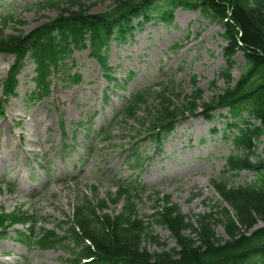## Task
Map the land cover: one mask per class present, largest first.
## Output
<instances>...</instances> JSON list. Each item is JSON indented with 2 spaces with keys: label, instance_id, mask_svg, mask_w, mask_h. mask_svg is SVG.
<instances>
[{
  "label": "rangeland",
  "instance_id": "rangeland-1",
  "mask_svg": "<svg viewBox=\"0 0 264 264\" xmlns=\"http://www.w3.org/2000/svg\"><path fill=\"white\" fill-rule=\"evenodd\" d=\"M41 1L0 0V27L2 17L9 14L14 15V20L7 24V33L29 31L56 17V10L39 9ZM90 2L96 4L95 13L113 6L114 0ZM222 32L219 23L200 11L177 8L171 24L151 19L127 42L111 40L109 60L115 68L114 76L126 80L128 73H135L122 82L123 87H112L106 81L87 50L77 51L74 65L70 63V74L82 75L81 81L70 84L61 75L54 78L50 96L37 103H27L26 94L34 87L33 66L27 65L20 75L19 95L8 98L0 114V211L29 210L40 219L36 231L46 227L63 234L57 224L72 214L78 201L99 194L106 199L105 211L118 213L125 200L114 202L115 183L136 179L145 185L146 192L136 200V208L146 219L166 198L185 214L215 217V206L228 204L222 203L211 179L222 177L227 157L235 151L225 120L227 110L216 111L211 120L199 115L181 121L159 147L142 139L137 120L115 119L113 115L142 88L150 89L148 105H154V93L171 79L179 90L191 93L193 75L198 78L204 101L210 102L228 86L219 75L225 65L223 48L228 44ZM235 60L233 83L243 69L241 51ZM13 61L12 56L0 53V97ZM143 114L142 109L139 116ZM109 121L113 122L109 140L93 135ZM133 144L145 160L138 168L131 162ZM256 145V155L264 156V136ZM17 171L22 175L17 176ZM255 180V172L243 170L230 178L229 184L237 186ZM157 190L159 194H154ZM261 226L264 219L258 220L256 228ZM21 229L16 225L5 239L0 238V264H72V241L41 250L15 240L16 231ZM153 231L168 248L176 247L169 229L155 224ZM216 232L228 237L221 224ZM145 246L151 252L163 250V246L151 241Z\"/></svg>",
  "mask_w": 264,
  "mask_h": 264
},
{
  "label": "trees",
  "instance_id": "trees-1",
  "mask_svg": "<svg viewBox=\"0 0 264 264\" xmlns=\"http://www.w3.org/2000/svg\"><path fill=\"white\" fill-rule=\"evenodd\" d=\"M38 4L41 10H56L57 16L29 31L17 29L10 33L6 27L14 15L3 17L0 53L14 56L3 81L5 97L17 94L18 76L28 61L34 65L33 98L49 96L52 79L58 74H68L67 65L73 54L86 49L100 63L107 80L119 87L120 81L113 76L109 64L110 41L127 42L136 29L151 19L172 23L179 7L200 11L220 24L222 36L228 41L223 48L225 65L219 73L228 86L221 93L206 102L196 75L191 77V93L179 90L169 80L154 93V105H148L152 94L149 88H144L134 93L117 115L122 120H137L139 134H146L149 140L161 145L178 121L197 115L211 119L215 111L227 109L225 120L235 151L227 157L222 177L211 179V184L222 203L228 205L215 206V217L211 218L185 214L179 205L166 198L146 219L136 208V200L143 192L139 185H117L114 202L125 200L118 213L105 211L106 199L99 194L81 199L73 205L67 220L58 224L64 231L59 234L49 229L35 233L37 215L19 209L0 214V236L20 224L28 229L21 232V237L40 249L65 246L71 240L72 264L84 260L88 261L86 264H264V226L256 228L258 220L264 219V156L256 155V142L264 136V0H114L113 6L95 13L96 4L90 0H43ZM238 51L244 56L243 69L233 83ZM133 76V72L128 75L130 79ZM71 79L78 82L81 76ZM142 109L144 114L139 116ZM107 130L106 139L111 133ZM134 151L140 165L142 156L137 149ZM243 170L255 172L256 180L230 185V178ZM155 224L170 230L176 247L168 248L160 242L153 231ZM219 224L227 238L217 234ZM147 241L163 246V250L151 252L145 246Z\"/></svg>",
  "mask_w": 264,
  "mask_h": 264
},
{
  "label": "bare ground",
  "instance_id": "bare-ground-1",
  "mask_svg": "<svg viewBox=\"0 0 264 264\" xmlns=\"http://www.w3.org/2000/svg\"><path fill=\"white\" fill-rule=\"evenodd\" d=\"M21 175H22L21 172L17 171V176H21Z\"/></svg>",
  "mask_w": 264,
  "mask_h": 264
}]
</instances>
